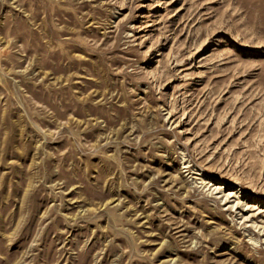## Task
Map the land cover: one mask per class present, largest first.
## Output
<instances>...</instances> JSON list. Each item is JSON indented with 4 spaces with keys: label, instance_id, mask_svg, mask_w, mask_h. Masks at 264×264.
Instances as JSON below:
<instances>
[{
    "label": "rangeland",
    "instance_id": "rangeland-1",
    "mask_svg": "<svg viewBox=\"0 0 264 264\" xmlns=\"http://www.w3.org/2000/svg\"><path fill=\"white\" fill-rule=\"evenodd\" d=\"M263 225L264 0H0V264H264Z\"/></svg>",
    "mask_w": 264,
    "mask_h": 264
},
{
    "label": "bare ground",
    "instance_id": "bare-ground-1",
    "mask_svg": "<svg viewBox=\"0 0 264 264\" xmlns=\"http://www.w3.org/2000/svg\"><path fill=\"white\" fill-rule=\"evenodd\" d=\"M254 212V211H253ZM244 215V214H243ZM256 216L255 213L252 214V217ZM247 219V217H245V220ZM253 224V223H252ZM261 225V224H260ZM259 226V224L257 225V227ZM260 228H263V231H264V225L263 226H260ZM264 234V233H263Z\"/></svg>",
    "mask_w": 264,
    "mask_h": 264
}]
</instances>
